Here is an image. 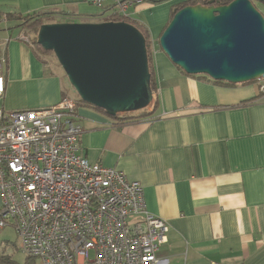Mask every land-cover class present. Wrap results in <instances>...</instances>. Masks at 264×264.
Masks as SVG:
<instances>
[{
	"label": "crops",
	"instance_id": "crops-1",
	"mask_svg": "<svg viewBox=\"0 0 264 264\" xmlns=\"http://www.w3.org/2000/svg\"><path fill=\"white\" fill-rule=\"evenodd\" d=\"M187 1L146 0L120 19L146 28L156 83L145 116L126 120L70 93L65 74L49 68L32 39L22 38L26 29L18 19L53 10L79 15L69 21H107L109 4L0 0V107H50L66 94L75 100L80 154L138 182L147 211L168 226L156 264H264V92L258 80L187 74L160 49L172 12ZM253 2L264 16V0Z\"/></svg>",
	"mask_w": 264,
	"mask_h": 264
},
{
	"label": "built area",
	"instance_id": "built-area-1",
	"mask_svg": "<svg viewBox=\"0 0 264 264\" xmlns=\"http://www.w3.org/2000/svg\"><path fill=\"white\" fill-rule=\"evenodd\" d=\"M89 1L127 18L146 0ZM3 62L0 52V98ZM76 108L67 94L50 107H0V228L14 226L39 264H156L166 222L147 211L138 182L80 154Z\"/></svg>",
	"mask_w": 264,
	"mask_h": 264
},
{
	"label": "water",
	"instance_id": "water-1",
	"mask_svg": "<svg viewBox=\"0 0 264 264\" xmlns=\"http://www.w3.org/2000/svg\"><path fill=\"white\" fill-rule=\"evenodd\" d=\"M37 44L53 52L79 99L108 115L153 102L142 32L124 20L42 23ZM158 44L187 74L243 83L264 76V16L251 0H217L174 10Z\"/></svg>",
	"mask_w": 264,
	"mask_h": 264
},
{
	"label": "trees",
	"instance_id": "trees-1",
	"mask_svg": "<svg viewBox=\"0 0 264 264\" xmlns=\"http://www.w3.org/2000/svg\"><path fill=\"white\" fill-rule=\"evenodd\" d=\"M208 0H191V1H187L185 3H181L178 7H176L175 9H179L185 5H189V4H197V3H206ZM218 3L220 4H227L229 3L231 0H217ZM253 2V0H251ZM254 3V2H253ZM173 15V12L171 14V17ZM11 16H14V15H11ZM59 17L60 19L63 20H68L69 19H73V17H79L78 14H73L71 17L68 16V13H66L65 11H53V10H46V11H38V12H33V13H30V14H26L24 16H18V19L20 21V26H23V29L25 28L26 30H28L27 32L31 33L32 37V44L34 46V44H36L34 46V48H37L40 46L37 44L36 42V33H37V30H38V27L42 24V23H50V22H55V19ZM91 17V16H90ZM88 19V18H87ZM120 19H123L122 17H119V16H112V17H108L107 20H114V21H117V20H120ZM18 24V25H19ZM136 27H138V29L141 30V32L143 33V35L145 36V39H146V42H147V50H148V58H149V62L151 61V45L149 43V38H148V33L146 31V28L143 27V26H140L138 24H135ZM42 51H45L44 49L40 48ZM44 53V52H43ZM43 53L41 52H38L37 51V55L38 57L43 61L45 62V59L43 58ZM150 65V64H149ZM153 70V66L152 68L150 67V72H151V80H150V86H151V89L152 91L154 92L156 90V83H155V77H154V73L152 72ZM254 81V80H253ZM250 82V81H248ZM80 102H82L80 99H78ZM82 103H85V102H82ZM85 104H88V103H85ZM90 105V104H88ZM156 105V103L154 104V106ZM92 107H94L95 109L97 107L91 105ZM99 109V108H97ZM102 111V109H99ZM138 112H140V115L138 116H133V114L131 113H126V114H118L116 116H113L112 118H122V119H129V118H136V117H140V116H145L146 112H147V109L144 108L142 110H139ZM128 114V115H127ZM29 259V258H28ZM33 259H29V261H27L25 264H34V262L32 261ZM0 264H17L10 256H8L7 254L5 253H2L0 252Z\"/></svg>",
	"mask_w": 264,
	"mask_h": 264
},
{
	"label": "rangeland",
	"instance_id": "rangeland-1",
	"mask_svg": "<svg viewBox=\"0 0 264 264\" xmlns=\"http://www.w3.org/2000/svg\"><path fill=\"white\" fill-rule=\"evenodd\" d=\"M156 3H158V2H156ZM55 20H60V18L57 17ZM0 26H2V23H0ZM27 31L28 30H26V32ZM31 37H32V35H31ZM40 48L38 47L37 51L41 52V53L44 52L43 58L45 59V62L49 66V68L55 70L60 75H64L65 73H64L62 67L60 66V64L58 63V61L56 60L53 52L42 51ZM149 64H150L149 67L152 68V65H153L152 56H151V61L149 62ZM152 72L154 73L153 70H152ZM67 84L70 88V93L77 96V94L74 92L73 88L70 86L69 82ZM131 114H133V116H138V115H140V112H138V111L132 112ZM0 204H1V200H0ZM18 247H19L18 246V237L16 235V231H15L14 226H12L10 224H6V226H4L3 228H0V252L5 253L8 256H10L17 264H25L27 261H29V259L26 257V255L23 252L20 251V249ZM32 261L34 262V264H39L38 259H33Z\"/></svg>",
	"mask_w": 264,
	"mask_h": 264
}]
</instances>
